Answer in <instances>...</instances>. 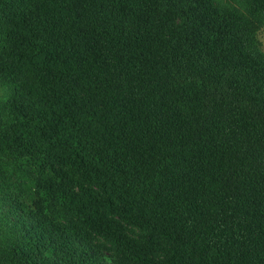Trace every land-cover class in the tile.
<instances>
[{"label":"trees","instance_id":"obj_1","mask_svg":"<svg viewBox=\"0 0 264 264\" xmlns=\"http://www.w3.org/2000/svg\"><path fill=\"white\" fill-rule=\"evenodd\" d=\"M263 25L264 0H0V264H264Z\"/></svg>","mask_w":264,"mask_h":264},{"label":"rangeland","instance_id":"obj_2","mask_svg":"<svg viewBox=\"0 0 264 264\" xmlns=\"http://www.w3.org/2000/svg\"><path fill=\"white\" fill-rule=\"evenodd\" d=\"M257 40H258L259 48L264 52V25L260 26L259 29L257 30ZM132 229L136 233L140 232V228L138 227H133Z\"/></svg>","mask_w":264,"mask_h":264}]
</instances>
